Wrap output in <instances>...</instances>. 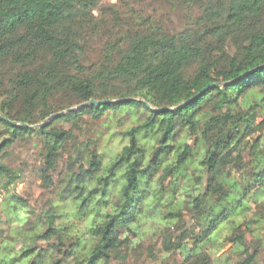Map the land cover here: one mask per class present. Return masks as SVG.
Returning <instances> with one entry per match:
<instances>
[{
	"label": "trees",
	"instance_id": "16d2710c",
	"mask_svg": "<svg viewBox=\"0 0 264 264\" xmlns=\"http://www.w3.org/2000/svg\"><path fill=\"white\" fill-rule=\"evenodd\" d=\"M101 1L0 0V154L39 138L38 178L60 204L7 264L48 254L47 264H214L227 246L221 256L255 264L246 235L264 215V0H161L181 28ZM92 100L112 103L80 107ZM82 115L128 121L107 139L116 152L100 150L103 133L79 139ZM0 178L18 177L0 162ZM146 227L158 229L148 244Z\"/></svg>",
	"mask_w": 264,
	"mask_h": 264
},
{
	"label": "rangeland",
	"instance_id": "374dc122",
	"mask_svg": "<svg viewBox=\"0 0 264 264\" xmlns=\"http://www.w3.org/2000/svg\"><path fill=\"white\" fill-rule=\"evenodd\" d=\"M116 5L120 10L121 15L125 11L124 5H128L131 9L136 11V14L145 13L146 15H155L158 19L173 28H181L184 24V19L180 17L177 12L171 11L169 5L162 3L161 0H102L100 6ZM97 15V12H95ZM83 108V107H82ZM75 110L78 107L73 108ZM80 109V108H79ZM62 115L66 113L61 112ZM123 116L120 114L118 117ZM50 119L46 120L47 122ZM116 119L109 120L107 116H103L97 120L91 119L88 115H82L79 122L80 130L75 131L76 135L81 139L97 138L99 133H103L99 141L100 150L107 154L117 151V141L106 144L107 139L113 133H118L123 130L124 125L128 122L126 120L122 127L116 126ZM39 127V125L37 126ZM36 127V128H37ZM66 129L70 128V124L65 125ZM109 129L108 131L106 129ZM1 131V127H0ZM82 136V137H81ZM5 137V136H4ZM2 139L0 138V141ZM43 147L39 138H32L27 141H17L12 147L0 154V162L7 168L17 173V181L15 184L5 187L7 180L0 178V263L7 264L8 258H16L20 249L30 243L29 237L38 234L44 227L39 224L38 216L42 217L43 211L47 208V204L60 205L57 199L58 189L55 193L45 191L40 184L38 178V170L43 156ZM109 153V154H110ZM64 161L59 163L57 171L53 174V181L60 184L64 174ZM11 195H16L23 201L24 205H17L13 200H10ZM60 213V211H59ZM255 213H259L258 208H252L248 217L255 218ZM65 214V213H64ZM66 217V215H65ZM72 215L67 213V219L71 220ZM240 221V220H239ZM239 221L237 223H239ZM66 222V221H65ZM254 234H247L246 240L251 248L255 251L258 249V256L255 264H264V215L260 226H253ZM82 229V228H81ZM158 229L153 227H146L145 243L148 244L150 239L156 238ZM48 249L46 242L34 241L33 252L45 253ZM230 246L225 247L216 255L214 264H234L237 261V255L221 256L229 254ZM49 253V252H48ZM46 254V253H45ZM49 254L39 264H47L49 261ZM53 256H56L54 254ZM221 256V257H220ZM219 257V258H218ZM21 261L17 264H26L29 259ZM31 263V260L30 262ZM15 264V263H14ZM150 264V263H146Z\"/></svg>",
	"mask_w": 264,
	"mask_h": 264
},
{
	"label": "water",
	"instance_id": "95a60500",
	"mask_svg": "<svg viewBox=\"0 0 264 264\" xmlns=\"http://www.w3.org/2000/svg\"><path fill=\"white\" fill-rule=\"evenodd\" d=\"M209 87H213V85H210ZM108 103H112V102H110V101H108V100H104V101H94V100H92V101H90V102H88V103H86V104H83L82 106H80V107H92V106H94V107H99V106H102V105H105V104H108ZM73 110H75V109H70V110H67L66 112H71V111H73ZM165 111H170L169 109H165ZM60 115H62V113H59V114H57V115H53V116H51L49 119L51 120V119H53V118H55V117H57V116H60ZM47 121H45L44 123H42V124H40L39 125V127H43L44 126V124L46 123ZM12 125H16V124H12ZM26 127V126H25ZM37 126H33V127H30L31 129H35Z\"/></svg>",
	"mask_w": 264,
	"mask_h": 264
}]
</instances>
